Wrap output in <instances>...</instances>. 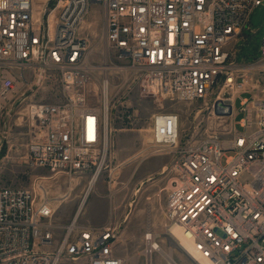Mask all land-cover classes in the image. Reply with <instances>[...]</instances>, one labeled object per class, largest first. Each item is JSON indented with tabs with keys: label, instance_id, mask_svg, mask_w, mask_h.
Listing matches in <instances>:
<instances>
[{
	"label": "built area",
	"instance_id": "2783aa9c",
	"mask_svg": "<svg viewBox=\"0 0 264 264\" xmlns=\"http://www.w3.org/2000/svg\"><path fill=\"white\" fill-rule=\"evenodd\" d=\"M39 1L0 0V112L49 77L60 89L58 101L27 103L26 164L55 176L100 174L111 128L105 104L91 97L97 70L126 71L155 97L205 102L233 117L228 140L183 145L179 115L153 117L155 153L177 157L165 228L170 239L180 228L207 264H264V39L257 62H239L236 49L264 0H42L40 11ZM93 6L102 13V64L82 34ZM45 179L33 189L0 187V264H140L117 255L116 227L56 225ZM159 239L145 234L143 264L163 252ZM167 262L181 264L174 254Z\"/></svg>",
	"mask_w": 264,
	"mask_h": 264
},
{
	"label": "rangeland",
	"instance_id": "374dc122",
	"mask_svg": "<svg viewBox=\"0 0 264 264\" xmlns=\"http://www.w3.org/2000/svg\"><path fill=\"white\" fill-rule=\"evenodd\" d=\"M43 1L38 2V10ZM60 12L51 18L54 28ZM100 8L93 6L82 27L92 47L91 60L102 64L107 55L105 34ZM244 38L236 44L239 62L254 63L261 59L264 39V6L254 10L250 27ZM44 81V87L26 101L11 104L0 112V187L22 189L36 188L37 178L42 180L49 196L55 199L51 219L58 226H69L85 200L77 225L86 219L117 227L116 253L125 260L146 257L145 234L150 230L159 236L163 253H156L154 264H168L167 255L174 244L165 228L169 191L175 177L172 166L174 154H158L152 147L153 117L159 113H175L181 119L182 144L201 142L218 135L226 141L236 129L232 116L219 115L207 109L205 102H187L155 97L142 91L138 80L126 71L97 70L93 85L95 101L107 106L111 135L109 158L90 188L95 171L72 177L54 175L45 169H35L26 164V145L31 140L27 122L29 100L55 102L60 99L56 77ZM107 86V87H106ZM106 89V90H105ZM239 110V101L236 103ZM237 115V121L241 119ZM167 168V171H164ZM53 177V179H48ZM84 208V209H83ZM50 218V217H49ZM181 264H196L188 256L173 250ZM60 264H85L83 260H63Z\"/></svg>",
	"mask_w": 264,
	"mask_h": 264
},
{
	"label": "bare ground",
	"instance_id": "6f19581e",
	"mask_svg": "<svg viewBox=\"0 0 264 264\" xmlns=\"http://www.w3.org/2000/svg\"><path fill=\"white\" fill-rule=\"evenodd\" d=\"M106 87H107V86H106ZM105 90H106V89H105ZM106 107H107V106H106ZM164 171H167V168H165ZM98 175H99V173L96 174V175L94 176L93 181L90 182V188H89L88 192H90L91 188H92V187L94 186V184L96 183V179H98ZM84 202H85V200L83 199V201H82V203H81V205H80V207H79V210H78V212H77V214H76V216H75V221L78 219L80 213L82 212L81 210H82V207H83V205H84ZM170 231H171V232H170V236L172 237L170 240H171V242L174 244V247H177L178 249H180V250L186 252V254L188 253L187 256H188V257H189L194 263H196V264H207V262H206L205 260H203L198 254H196V253L194 252V249H193L192 244L188 242L186 236L184 235L183 231H182L180 228H178V227H173ZM174 249H175V248H170V249H169V251H170V252H169L170 256L167 255V259L172 257V255H173V250H174ZM187 251H188V252H187ZM162 253H163V252H162ZM190 253H192V254H190ZM163 254L165 255V253H163Z\"/></svg>",
	"mask_w": 264,
	"mask_h": 264
},
{
	"label": "crops",
	"instance_id": "0c3cea01",
	"mask_svg": "<svg viewBox=\"0 0 264 264\" xmlns=\"http://www.w3.org/2000/svg\"><path fill=\"white\" fill-rule=\"evenodd\" d=\"M82 225L86 226V227H92V228H102V227H105L108 224H106L105 222L104 223H100V222H96V221H92V220L86 219Z\"/></svg>",
	"mask_w": 264,
	"mask_h": 264
},
{
	"label": "water",
	"instance_id": "95a60500",
	"mask_svg": "<svg viewBox=\"0 0 264 264\" xmlns=\"http://www.w3.org/2000/svg\"><path fill=\"white\" fill-rule=\"evenodd\" d=\"M231 112H232V111H231V109H230L229 112L227 113V115H231Z\"/></svg>",
	"mask_w": 264,
	"mask_h": 264
}]
</instances>
